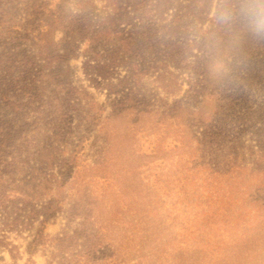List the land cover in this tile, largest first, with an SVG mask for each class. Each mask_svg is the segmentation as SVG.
<instances>
[{
	"label": "rangeland",
	"instance_id": "obj_1",
	"mask_svg": "<svg viewBox=\"0 0 264 264\" xmlns=\"http://www.w3.org/2000/svg\"><path fill=\"white\" fill-rule=\"evenodd\" d=\"M74 1L61 0L60 13L72 12ZM91 1L100 13L103 0ZM210 1L198 27L214 11ZM57 2L0 0V198L6 206L0 208V255L6 263L45 264L42 249L29 255L26 243L72 143L87 133L67 176L66 199L105 208L114 220L110 229L119 223L127 263L264 264V55L237 77L221 67L215 72L238 90L216 147L201 141L213 123L212 103L205 119L186 110L165 117L154 111L167 113L183 98L189 70L171 67L164 75L169 89L157 85L155 74L145 77L153 111L134 116L113 111L117 96L104 88L105 80H89L85 42L67 59L49 55L54 44L45 39L58 41L60 30L39 40L34 28ZM256 8L252 34L264 41V6ZM56 48L53 55L63 53L60 44ZM96 112L100 120L90 123ZM64 223L59 210L45 232L54 235ZM12 245L16 260L7 250Z\"/></svg>",
	"mask_w": 264,
	"mask_h": 264
},
{
	"label": "trees",
	"instance_id": "obj_2",
	"mask_svg": "<svg viewBox=\"0 0 264 264\" xmlns=\"http://www.w3.org/2000/svg\"><path fill=\"white\" fill-rule=\"evenodd\" d=\"M214 1L212 15L206 18L203 27H198L195 21L207 14L210 0H103L101 12L96 14L91 0H75L72 12L61 14L58 6L62 2L58 0L42 24L34 28V35L40 40L44 34L52 35L60 30L58 41H53L52 37L48 42L45 39L46 45L54 44L53 49L46 51L64 59L74 56V49L85 42L84 70L92 83L96 84L97 77L102 78L104 88L117 96L110 103L116 114L138 116L152 112L153 107L145 98L144 78L155 74L157 85L169 89L164 75L171 67L189 70L191 79L183 98L174 100L167 113L154 111L165 117L177 110H186L205 119L209 116L207 105L212 103L213 123L205 126L201 141L207 139L218 147L220 126L234 115L227 110L233 105L238 90L233 83L223 84L222 74L215 72L221 67L235 72L233 76L237 77L236 71L249 70L255 60L257 63L264 55V41L252 34L258 21L254 19V11L264 4L262 0ZM59 44L63 53L53 55ZM227 57L231 58L230 62L226 61ZM118 69H123L124 73L118 74ZM228 89L234 90L227 94ZM89 117L90 123L97 124L100 120L97 112ZM213 125L215 127L210 128ZM86 134L72 143L61 179L42 206L40 224L25 249L29 255L42 249L45 264H129L120 244L123 236L117 233L119 223L115 230L110 229L114 220L106 214L105 208L91 200L66 199L67 176ZM4 207L0 198V208ZM59 210L64 212V227L49 235L45 224ZM0 245H4L1 239ZM14 247L7 250L10 258L16 260L18 253ZM0 264H7L2 255Z\"/></svg>",
	"mask_w": 264,
	"mask_h": 264
}]
</instances>
